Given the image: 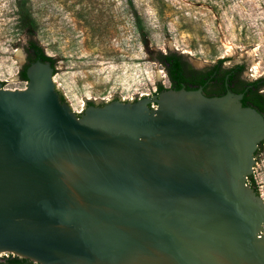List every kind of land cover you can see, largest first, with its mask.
I'll use <instances>...</instances> for the list:
<instances>
[{
    "label": "water",
    "instance_id": "95a60500",
    "mask_svg": "<svg viewBox=\"0 0 264 264\" xmlns=\"http://www.w3.org/2000/svg\"><path fill=\"white\" fill-rule=\"evenodd\" d=\"M16 57L23 63L24 45ZM25 75L22 90L0 83V254L264 264V201L247 183L264 115L241 94L165 89L77 114L50 62Z\"/></svg>",
    "mask_w": 264,
    "mask_h": 264
},
{
    "label": "rangeland",
    "instance_id": "374dc122",
    "mask_svg": "<svg viewBox=\"0 0 264 264\" xmlns=\"http://www.w3.org/2000/svg\"><path fill=\"white\" fill-rule=\"evenodd\" d=\"M18 0H0V83L22 90L17 53L28 38L16 29ZM28 0L36 40L56 60L55 88L71 110L89 102L136 101L169 87L159 53H178L205 70L222 61L243 65L251 80L264 78V0ZM264 94V87H263ZM252 178L264 201V142Z\"/></svg>",
    "mask_w": 264,
    "mask_h": 264
},
{
    "label": "trees",
    "instance_id": "16d2710c",
    "mask_svg": "<svg viewBox=\"0 0 264 264\" xmlns=\"http://www.w3.org/2000/svg\"><path fill=\"white\" fill-rule=\"evenodd\" d=\"M28 0H18L16 5V29L20 31V33L28 38V41L25 45V50L27 53V64L23 66L19 71V77L27 82V78L25 75V69L28 66V64L35 62L37 60H40L42 62H50L51 66L54 68V74L56 73V60L52 56H48L45 54L44 49L42 46L38 43L36 40L37 35V26L35 24V21L30 14V9L28 5ZM126 4L131 10V12H134V19L136 23V27L141 35H143V26L141 23V20L139 16L136 14V10L134 8L132 0H126ZM159 62L162 64L164 70L166 71L169 79L171 81H180L184 79L185 76V63L182 60V56L178 53H159ZM222 62V61H219ZM215 74L213 72L210 73H203L201 74V84L204 85L205 83L212 82L215 80ZM223 81V76L219 77ZM219 79V80H220ZM256 87V90L263 89L264 87V78H260L256 80V83H254ZM163 86H158V93L165 90ZM178 90V89H176ZM61 99L65 101L64 97L62 95ZM94 105L92 102H89L88 105ZM251 106L255 108L257 111L262 113L264 115V94L261 93L256 96L254 100H251V102H244L243 106ZM263 144V143H262ZM259 145L255 157L258 156L260 152ZM248 181L251 187H255L254 180L252 178V175L248 177ZM256 191V190H255ZM257 192V191H256ZM258 194V192H257ZM3 262H0V264H21L22 262H28V264H36L29 260L25 259H18L16 256L8 255V257L3 258Z\"/></svg>",
    "mask_w": 264,
    "mask_h": 264
},
{
    "label": "flooded vegetation",
    "instance_id": "af4514ba",
    "mask_svg": "<svg viewBox=\"0 0 264 264\" xmlns=\"http://www.w3.org/2000/svg\"><path fill=\"white\" fill-rule=\"evenodd\" d=\"M184 66L185 76L183 80L171 81V79H169L167 75L169 81V87L167 89H202L203 94L208 97H219L225 95L227 92H231L233 94L242 95V104L248 101L251 102V100H254L257 95L263 93V89L256 90V87L254 86L256 85L254 84L256 83V80H251L246 77V75L244 74L245 67L243 65L226 66L223 62H217L202 71L200 69L192 68L187 64H185ZM210 72H213L216 75L215 80L202 85L201 74ZM221 76H223V81L219 78ZM254 189L256 190V187H254ZM3 258L6 257H0V262L4 261ZM17 258L23 259L19 257ZM21 264H28V262H22Z\"/></svg>",
    "mask_w": 264,
    "mask_h": 264
},
{
    "label": "built area",
    "instance_id": "2783aa9c",
    "mask_svg": "<svg viewBox=\"0 0 264 264\" xmlns=\"http://www.w3.org/2000/svg\"><path fill=\"white\" fill-rule=\"evenodd\" d=\"M151 108H155V106L154 105H151ZM247 183L249 184V181H248V179H247ZM250 185V184H249ZM260 196V195H259ZM8 255H11V254H8V253H2V254H0V257H3V256H5V257H8ZM14 256V255H13Z\"/></svg>",
    "mask_w": 264,
    "mask_h": 264
}]
</instances>
